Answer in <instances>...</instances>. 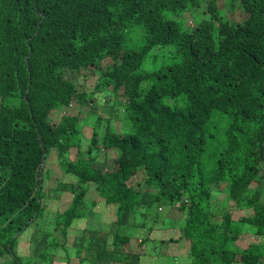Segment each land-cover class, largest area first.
<instances>
[{
    "label": "trees",
    "instance_id": "obj_1",
    "mask_svg": "<svg viewBox=\"0 0 264 264\" xmlns=\"http://www.w3.org/2000/svg\"><path fill=\"white\" fill-rule=\"evenodd\" d=\"M202 1L0 0V255L10 264H54L52 251L67 249L72 229L85 238L78 264H147L149 234L137 239L131 229L148 231L159 217L175 232L156 242L175 249L158 251L167 257L150 264L188 253V264H258L264 0H226L245 14L238 22L217 0H208L201 17ZM186 12L194 25L184 24ZM89 68L100 70L91 93L121 96L109 108L115 119L123 114L120 131L97 105L89 116L49 117L75 98L83 104L87 94L65 73ZM109 152L115 164L102 171L98 155ZM56 169L63 178L57 189L72 197L52 214L46 205L57 191L50 189ZM91 184L102 197L86 198ZM213 191L230 209L249 213L233 219L228 209L211 210ZM99 200L113 216L103 233L92 220ZM162 207L173 215H162ZM31 222L41 235L22 260L16 241ZM244 234L260 242L241 249L236 240Z\"/></svg>",
    "mask_w": 264,
    "mask_h": 264
},
{
    "label": "rangeland",
    "instance_id": "obj_2",
    "mask_svg": "<svg viewBox=\"0 0 264 264\" xmlns=\"http://www.w3.org/2000/svg\"><path fill=\"white\" fill-rule=\"evenodd\" d=\"M208 0L202 1L200 10H202V14L200 15L201 17L204 15V11L206 10V4H207ZM219 7V10H225L223 12H225L226 17H228V19L231 22H238L242 17H244V13L240 12L238 9H230L229 6H227L225 4V0H217V4ZM207 15V14H206ZM185 24H191L193 25V20H192V15H190L189 13H186L185 15ZM84 71V72H83ZM81 72H70V71H66L65 76L67 78L72 79L73 81L76 82V86H77V90L78 91H84V92H90L93 91V88L95 86L96 80H97V76L99 75L100 70L97 68H89L86 70H83ZM106 91H98L94 93V99L95 97L97 98V101L95 102V104L90 103L88 101H86L84 104L79 105L77 102H73L71 107L66 110L65 109H58L55 111H51V115L49 117H51L52 121H57L60 116L63 114V112L66 113H74V112H78L80 113L81 117H84L86 115H90L91 114V110H90V105H97L96 107V111L99 113V115H101V117L103 119L108 118L111 116V112L109 110L110 106L113 104L115 106H118L117 102H120L121 100V96L120 94H113L109 91V89ZM109 95V96H108ZM110 95H112V97H110ZM108 101V103H106ZM123 116V114H122ZM122 116L119 119H115L114 117L111 118V124L114 130L120 131V127L121 124L123 123V118ZM91 126L90 125H85L83 127L84 130H90ZM74 152V149L72 151ZM98 163H100V166L102 168V171H106L112 168L113 164H115V156L113 154H111L110 152L105 155L104 154H99L98 155ZM56 161V157L52 156L49 158L48 162L49 163H55ZM53 169V167L51 168V170ZM60 171L59 169L54 170V175L57 177L55 178V176H51L50 179V189L52 190H57L54 191V193L52 195H50V197L47 199V205H46V209L48 211H50L52 214H54L57 210L62 211L64 210L67 205L70 202V199L72 197V195L70 194L69 190H60V188L58 187L57 189V184L58 182L63 179L61 177ZM59 175V176H58ZM143 177V172L141 171L138 172L135 176H133L132 180L129 179V183H132L133 181H136L137 179H141ZM46 184L47 181L45 180ZM60 184V182H59ZM59 186V185H58ZM261 188L264 189V181H262V183H260L259 185ZM47 187V186H46ZM213 187V185L211 186ZM60 190V191H59ZM98 197H102L101 195L97 194V191L95 190V187L93 184H91L89 186L88 191L86 192V198H88V200L92 201L96 200ZM211 210L213 211H219L222 210L224 211V209H228L229 212H231L232 218L233 219H237L239 216L244 215L249 213L246 209L241 210H233L234 208L229 207L228 204V200L225 198V195L223 193H219L217 195L216 192H212V198H211ZM112 208V206H111ZM93 211H95V215L92 218V220L97 219V223H99L98 225V229H100L99 233H103L102 231L107 230L106 228H111V226L114 227V225L111 224V220L113 218V216L107 211V207L105 205V203L101 200H99V202H97L94 207L92 208ZM110 211V209H109ZM165 211H167L166 207H162L160 208L159 212L164 215ZM98 212H101L98 214ZM173 215V211H168V213L165 214V217H171ZM90 216V217H89ZM91 216L90 213H88L86 220L90 221L91 220ZM139 219V218H138ZM144 219V217L142 218V220ZM140 220V219H139ZM149 220H146V222L149 224ZM157 222L155 224H153V228L152 229H146L142 228V227H135L133 229H131L132 232H134V237L135 238H142L146 235L149 234L148 236V240L145 242L148 244V246L146 247V252L145 255L142 257V260L145 261V263L150 264V263H159L161 262L165 257L167 256H161L160 254L155 255L158 251H168V250H174V245L169 244L165 246V250L160 248V244L156 242V240H159V238L164 237L167 238L169 237V235H173V233L175 232L174 228H170V227H165L163 225H161V217H159L157 220ZM79 222V220L77 221ZM33 222H31L29 225V227L26 229L25 232H23L17 239L16 241V251L17 253L20 255L21 259L24 260L25 255H28L27 253L29 251H31V253L33 254V249H34V242L35 240L39 239L38 236L41 235L40 230L32 225ZM110 224V225H109ZM109 225V226H108ZM41 226V224H40ZM147 226V225H146ZM34 232V234L32 235V233ZM113 232V231H112ZM68 233L71 235H67V241L65 243L67 249H60L59 248L56 251H52L53 253L57 254L56 256L53 257V261L54 264H65L67 261L70 262V264H78L79 263V258L77 257V247L81 246L82 244V238H84L83 235H79L77 233L76 230L72 229L70 231H68ZM111 238V236H109V239ZM85 239V238H84ZM236 245L240 246V248H245L246 246H248L250 243H259L260 239H258L255 235H251V234H244V236H242V238L236 240ZM169 252V251H168ZM173 253V252H171ZM51 253H49L50 255ZM77 254V255H76ZM166 254V253H165ZM160 257V258H159ZM188 257H189V253L186 255H179V257H177L172 264H188ZM82 258V256L80 257ZM167 259L164 260V262ZM10 259L9 256L6 255V253L1 254L0 255V264H10L9 263ZM86 264V261L84 262ZM83 263V264H84ZM102 264V263H101ZM258 264H264V255L262 256V258H260V261L258 262Z\"/></svg>",
    "mask_w": 264,
    "mask_h": 264
},
{
    "label": "clouds",
    "instance_id": "obj_3",
    "mask_svg": "<svg viewBox=\"0 0 264 264\" xmlns=\"http://www.w3.org/2000/svg\"><path fill=\"white\" fill-rule=\"evenodd\" d=\"M225 2H226V0H225ZM208 4V3H207ZM217 4V3H216ZM215 6H217V5H215ZM186 13H189L190 15H192V13H190V12H186ZM186 13H185V15H186ZM185 15H184V24H185ZM192 20H193V16H192ZM186 25V24H185ZM188 25H191V24H188ZM193 25H194V20H193ZM192 26V25H191ZM69 79V78H68ZM70 81H72V82H74L75 83V85H76V82L75 81H73L72 79H69ZM76 88H77V86H76ZM79 92H84V91H79ZM92 91H90V92H85L86 94H87V97H86V99L84 100V102H83V104L86 102V101H88V102H90V103H92L93 102V104H95V102L97 101V98L95 97V99H94V93H91ZM75 101H78V99H74V101L73 102H75ZM78 104L79 105H82V104H80L79 102H78ZM90 106H93L94 108H95V105H90ZM43 159H44V157H43ZM43 159H42V163H43ZM122 264H124V263H122Z\"/></svg>",
    "mask_w": 264,
    "mask_h": 264
}]
</instances>
